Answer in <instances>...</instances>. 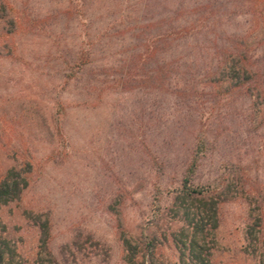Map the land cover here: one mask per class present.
Masks as SVG:
<instances>
[{
	"label": "rangeland",
	"instance_id": "obj_1",
	"mask_svg": "<svg viewBox=\"0 0 264 264\" xmlns=\"http://www.w3.org/2000/svg\"><path fill=\"white\" fill-rule=\"evenodd\" d=\"M201 1L0 0V181L11 169L30 180L0 209V234L16 251L8 264H126L122 235L162 242L179 228L166 207L196 154L195 184L232 187L212 264H264V93L233 102L207 77L216 62L204 34L168 37L176 10L188 25ZM248 20L222 27L260 52L264 23ZM157 35L167 43L160 79L143 60ZM134 59L140 82L124 90ZM155 258L177 264L171 243Z\"/></svg>",
	"mask_w": 264,
	"mask_h": 264
},
{
	"label": "trees",
	"instance_id": "obj_2",
	"mask_svg": "<svg viewBox=\"0 0 264 264\" xmlns=\"http://www.w3.org/2000/svg\"><path fill=\"white\" fill-rule=\"evenodd\" d=\"M228 5L229 9L224 10L225 13L220 12L222 7L228 8ZM189 15L193 20L188 25H181L182 11L176 10L170 23L177 25L172 24V32L168 37L188 39L204 34L201 42L204 43L206 53L216 62L207 69L210 83L227 84L224 95L230 96L233 102L235 97H252L254 93L261 96L264 93V47L260 46L263 49L258 52L259 47L251 48L245 37L230 34L222 26L226 20L246 15L254 29L259 27L264 23V0H205L198 2ZM155 38L153 49L147 48L143 60L146 61L148 56V59H154L157 63L155 72L160 79L165 73V67L158 64L159 57L164 53L167 43L164 35ZM190 54H195V50ZM140 61L137 63L134 59L129 67L124 68L125 77L119 81L124 90H132L135 88L134 83L140 82ZM174 70L175 67L169 68L168 74L173 76ZM199 143L204 146L201 138ZM198 159L199 155L196 154L186 170L181 186L172 191L166 207L169 218L179 223V228L161 234L162 242L156 236L139 242L122 235L126 264H156L155 251L160 243L172 244L177 253V264H212L216 233L220 227V206L230 198L232 187L226 179L208 185L195 184ZM29 183L28 175L16 169L9 170L0 181V209L18 200ZM42 226L44 235H47V223ZM261 227L262 217L255 218V223L248 225L246 242L249 247L252 248L258 241L260 233L257 230ZM15 255L16 251L9 240L0 234V264L12 262Z\"/></svg>",
	"mask_w": 264,
	"mask_h": 264
}]
</instances>
